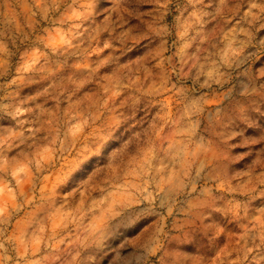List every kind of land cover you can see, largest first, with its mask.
Returning <instances> with one entry per match:
<instances>
[{
  "label": "rangeland",
  "instance_id": "374dc122",
  "mask_svg": "<svg viewBox=\"0 0 264 264\" xmlns=\"http://www.w3.org/2000/svg\"><path fill=\"white\" fill-rule=\"evenodd\" d=\"M0 264H264V0H0Z\"/></svg>",
  "mask_w": 264,
  "mask_h": 264
}]
</instances>
